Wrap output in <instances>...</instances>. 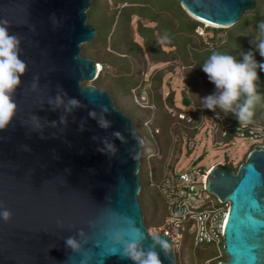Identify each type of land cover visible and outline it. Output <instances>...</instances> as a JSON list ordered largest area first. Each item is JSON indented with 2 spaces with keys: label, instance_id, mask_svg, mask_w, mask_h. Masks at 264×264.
<instances>
[{
  "label": "water",
  "instance_id": "water-1",
  "mask_svg": "<svg viewBox=\"0 0 264 264\" xmlns=\"http://www.w3.org/2000/svg\"><path fill=\"white\" fill-rule=\"evenodd\" d=\"M177 1L191 17L217 28L234 26L258 5ZM91 6L92 0H0V21L21 37L27 63L16 114L0 130V212H11L8 221L0 217V264H82L88 257L87 264H133L106 235L127 228L125 219L144 234L146 249L153 243L139 199L142 136L111 93L90 83L103 65L82 53L97 34L88 21ZM73 98L79 107L69 103ZM101 116L108 127L99 126ZM206 186L229 202L226 259L218 264H264V149H252L236 171L216 163ZM156 234L169 242L167 254L156 249L162 264H177L170 238ZM69 236L81 241L83 252L66 247Z\"/></svg>",
  "mask_w": 264,
  "mask_h": 264
},
{
  "label": "trees",
  "instance_id": "trees-1",
  "mask_svg": "<svg viewBox=\"0 0 264 264\" xmlns=\"http://www.w3.org/2000/svg\"><path fill=\"white\" fill-rule=\"evenodd\" d=\"M116 5L118 8L115 7L111 11L109 3L105 2L104 4L102 2V10L96 14L98 24L93 22L97 28V34L90 43L84 45L88 49L91 48L90 51L85 49V52L103 65L93 84L108 90L113 95L112 98L116 106L130 115L134 124L137 122V127L135 125L137 131L138 125L147 128L148 136L138 131L141 136L155 138L154 142L160 147L161 152L164 151L163 148H167L168 151L173 147L174 154H179L182 148L181 130L185 128L189 134L194 133L184 125L173 127L175 119L170 115L169 109L183 110V108L177 105L174 89L169 90L167 96H163L165 70L156 69L150 76L151 86L148 93L150 100L155 105L154 109L143 108L138 105L134 99L133 90L140 89L147 83L145 73L149 68V63L157 64L179 60L185 67L184 72L187 78L188 90L185 88L182 90L183 98L188 99L195 108H204L202 101L203 97H206L204 95L205 88L200 86L202 82L193 68L202 66L212 51H221L219 46L233 39L240 48H245L247 52H253L258 63L264 62V57L259 55L254 41V37L257 35V25L264 21V0H258L256 9L248 11L249 13L232 27L224 41L218 45L211 43L215 36L205 37L199 32L203 23L191 17L177 0H114V6ZM135 16H139L136 32L142 38L143 45L134 36L131 20ZM165 16L167 20H164L166 19ZM143 23L146 25L144 26ZM151 23L154 24L149 26ZM207 28L209 30L210 27ZM215 30L218 29L214 28ZM257 72L259 75L258 92L264 94V71L258 68ZM201 93L203 95L200 98ZM127 106L132 110H129ZM212 112L219 113L232 121H237V119L232 118L230 113H224L219 108ZM254 112L257 118L252 119L251 122L264 124V104L257 105ZM156 128H159L158 133L155 132ZM172 130L178 135V141L175 143L171 142ZM159 138L164 139L165 147H162ZM156 150L150 148L146 155V161L148 154ZM251 150L252 148H250ZM161 156L152 157L151 162L148 160L147 164H144L142 159L140 169L142 183L140 199L142 197L151 199L153 204L157 202L159 195H151L149 166L153 170L154 178L158 179L161 172L157 174L155 162L156 158ZM246 158L247 155L242 162ZM225 165L235 171L239 167V165L235 166L232 163ZM142 173L147 176L145 184H143L144 174Z\"/></svg>",
  "mask_w": 264,
  "mask_h": 264
},
{
  "label": "built area",
  "instance_id": "built-area-1",
  "mask_svg": "<svg viewBox=\"0 0 264 264\" xmlns=\"http://www.w3.org/2000/svg\"><path fill=\"white\" fill-rule=\"evenodd\" d=\"M181 68L185 67L182 65ZM146 85L148 83L140 89L133 90L134 99L141 107L154 109L155 105L150 100ZM180 107L183 110L169 109L170 115L175 119L173 127L184 125L194 134H189L185 128L181 130V152L174 154V148L169 149L158 179L154 178L153 170L149 166L150 186L157 190L166 208L164 219L154 228V232L168 236L175 251L183 245L186 233L192 234L195 246L213 244L220 247L223 246L229 202H221L208 192L206 182L213 166L201 165L200 161L203 156L188 168L177 167L183 147L186 146L189 151H192L200 140L199 135L206 132L216 148L223 149L225 152L236 146L240 140H249V147L252 149H264V124L256 122L238 124V121L227 119L206 108H195L192 105ZM155 132L158 133L159 128H156ZM171 135L172 142H177L178 135L173 130ZM146 143L147 138L142 136L143 148ZM160 155V149L150 152L148 154L149 162L152 157ZM173 157L177 159L175 163H173ZM218 162L224 165L227 163L235 165L234 159L228 155L216 163Z\"/></svg>",
  "mask_w": 264,
  "mask_h": 264
},
{
  "label": "clouds",
  "instance_id": "clouds-1",
  "mask_svg": "<svg viewBox=\"0 0 264 264\" xmlns=\"http://www.w3.org/2000/svg\"><path fill=\"white\" fill-rule=\"evenodd\" d=\"M254 41L259 55L264 57V21L257 25ZM21 56V37L11 33L6 22L0 21V130L7 128L17 111L15 93L27 69V63ZM242 57V60H238L232 54L212 51L202 64L203 72L216 89L214 94L203 98V107L211 111L219 108L224 113H232L238 124L251 122L255 107L264 104V94L258 92L257 83L259 80L257 69L264 71V62L258 63L251 51L242 53ZM56 99L59 102L60 98ZM69 103L73 107L80 106L79 101L74 98ZM103 111L106 112L107 109L104 108ZM89 115L95 117L93 112ZM60 120L64 122V117ZM97 122L100 127L109 126V122L103 116ZM113 135L119 137L120 133ZM0 217L8 221L11 212L5 209L0 212ZM125 223L128 225L127 228H115L106 232L109 240L122 246L121 258L130 260L133 264H162L160 253L156 249L159 248L167 254L169 242L153 232L150 235L153 243L146 249L142 243L144 234L134 226L133 221L125 219ZM79 235L83 236V233ZM65 245L74 253L83 252L81 241L77 237H67ZM84 254L87 257V253ZM87 259L90 257L82 264H87Z\"/></svg>",
  "mask_w": 264,
  "mask_h": 264
},
{
  "label": "rangeland",
  "instance_id": "rangeland-1",
  "mask_svg": "<svg viewBox=\"0 0 264 264\" xmlns=\"http://www.w3.org/2000/svg\"><path fill=\"white\" fill-rule=\"evenodd\" d=\"M130 1H140V0H130ZM102 2H104V4H105V2L109 3V5H110L109 9L111 11H113L115 7L118 8L117 5L114 6V0H92V6L94 5V7L91 6V8L89 9V12H88L89 13V19H88L89 22H92V23L94 22L96 25L98 24L97 23L98 19L96 18V14L100 13V11L102 10V7H101ZM248 13L249 12L244 14L242 17H244ZM165 18H166V16H165ZM169 18L171 19V17H169ZM164 20H167V18ZM138 21H139V16L133 17L131 20V25L133 26V32H134V36H135L136 40L139 41L141 43V45H143L142 38L136 32ZM153 24L154 23H151L149 26H152ZM164 24H165V22H164ZM143 25L145 26L146 23H143ZM207 27H210L209 30ZM232 27L217 28V27H213V26H208L207 23H203V26H201V28H199V32L202 33L205 37L215 36V39L213 40V42L211 41V43L218 45V43H221L222 41H224V39L227 37V34H229V31L232 29ZM214 28H217L218 30L214 31ZM175 38H177V37H175ZM161 41L163 42V40H161ZM84 45H83L82 53L84 55L90 57L88 55V53L85 52V49H86V51H88V50L90 51L91 48L88 49ZM219 47L221 49V52H226V53L232 54L238 60H242V58H243L242 53L247 52L245 48H240L239 46H237L236 42L233 39L227 41V43L222 44ZM182 65H183L182 62L179 60L175 61V62H170V63L166 62V63H162V64L159 63V64L152 65L148 69L149 74L148 73L145 74V77H146L145 79L150 78L154 69H164L166 75L164 77V85L162 88L163 96L164 95L167 96L169 93V90L174 89L176 91V98L178 99V102L181 104V101L183 98L182 97L183 96L182 90L184 88L186 90H188L187 78L185 76L184 69L181 68ZM170 66H173V67L171 68ZM193 71L197 72V75L199 76L200 81L202 82V83H200V86H202V88H205V94L204 95L208 96L210 94H214L216 91L215 85L208 80L207 75L202 70V66L201 65L195 66L193 68ZM84 83H86V82H84ZM90 83H94V82H90ZM147 83H148V85H146V86H147V89L149 90L150 85H151V84L149 85L150 81H147ZM202 95L203 94L201 93L200 98L202 97ZM116 100H117V98H116ZM131 106H132V104H131ZM127 108L129 110H132L128 106H127ZM230 114H231L232 118H235L234 114H232V113H230ZM256 118H257V115L254 114L252 119H256ZM135 125L137 127V122H135ZM138 131H140V133H143L144 135L148 136V130L143 125H140V126L138 125ZM199 136H200V140L197 142V146L195 147V149H193L192 151H189L186 146L183 147V152L181 154V158H180L179 163L177 165L178 168H180V169L188 168L189 166L193 165L194 162L197 161L202 156H203V159L200 161L201 165H205L206 167L213 166L214 164H216L217 161L223 159V157L226 155H228L230 158H233L235 161V166H237V165H240L242 163L244 157L246 155L248 156V154L250 152V147H249L250 141L249 140H240L236 146L229 148L228 152H225V150H223V149L216 148L213 140L207 135L206 132H202ZM154 141H155V138H148L147 139V146H145L143 148L142 159L144 160V164H147V162H148V160L146 161V155H147V152L150 150V148L160 149V147ZM160 142H161L162 147H165V142H164L163 138L160 139ZM171 142H172V140H171ZM163 150L164 151L161 152L162 156L156 158L157 160L155 163H156L157 174H159L162 171V167H163L164 162H165L167 155L169 153V150L167 151V148H163ZM175 160H176L175 157H173V162ZM142 174H144V173H142ZM143 176H144V183L143 184H145L147 176L145 174ZM150 189L152 190L151 191L152 196L159 195V193L157 192V190L155 188H152L150 186ZM140 197L141 196L139 195V199H140ZM142 199H140V201L142 203V206H143V209L145 212V217H144L145 224L148 228V231L150 233H153L154 228L157 225L161 224L163 219H164L165 205H164V202H163L160 195L157 199V202H155V204H153L151 199H148V198L145 199L143 197H142ZM176 256H177V264H217L220 260L225 259V252H224L223 246L216 247L213 244H201V245L196 247L193 245L192 234L186 233L183 245L181 246V248L179 250L176 251ZM207 260H208V262H207Z\"/></svg>",
  "mask_w": 264,
  "mask_h": 264
},
{
  "label": "crops",
  "instance_id": "crops-1",
  "mask_svg": "<svg viewBox=\"0 0 264 264\" xmlns=\"http://www.w3.org/2000/svg\"><path fill=\"white\" fill-rule=\"evenodd\" d=\"M175 61H178V60H175ZM175 61H173V62H175ZM170 62H172V61H170ZM169 62V63H170ZM160 64H162V63H166V62H159ZM159 63H157V64H159ZM152 65H155V64H152V63H149V68L152 66ZM148 68V69H149ZM156 69H154V71H155ZM148 73V70H147V72L145 73V74H147ZM149 74V73H148ZM146 78V77H145ZM148 80L150 81V78H148ZM150 83H151V81H150ZM151 86V85H150ZM149 91V90H148ZM183 97V96H182ZM183 99H186V98H182V101H183ZM176 100H177V105H179V106H182L183 104H182V101H181V104L178 102V99L176 98ZM191 105V104H190Z\"/></svg>",
  "mask_w": 264,
  "mask_h": 264
},
{
  "label": "bare ground",
  "instance_id": "bare-ground-1",
  "mask_svg": "<svg viewBox=\"0 0 264 264\" xmlns=\"http://www.w3.org/2000/svg\"><path fill=\"white\" fill-rule=\"evenodd\" d=\"M101 67V66H100Z\"/></svg>",
  "mask_w": 264,
  "mask_h": 264
}]
</instances>
